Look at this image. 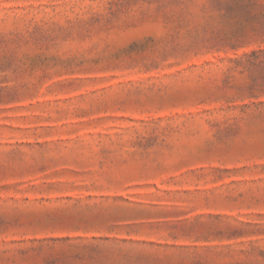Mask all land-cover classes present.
<instances>
[{
    "label": "rangeland",
    "instance_id": "374dc122",
    "mask_svg": "<svg viewBox=\"0 0 264 264\" xmlns=\"http://www.w3.org/2000/svg\"><path fill=\"white\" fill-rule=\"evenodd\" d=\"M0 264H264V0H0Z\"/></svg>",
    "mask_w": 264,
    "mask_h": 264
}]
</instances>
